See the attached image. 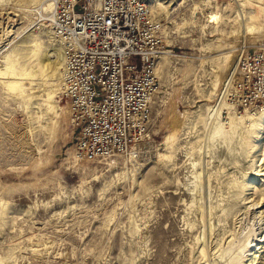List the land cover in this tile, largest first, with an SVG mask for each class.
Here are the masks:
<instances>
[{
	"label": "rangeland",
	"instance_id": "rangeland-1",
	"mask_svg": "<svg viewBox=\"0 0 264 264\" xmlns=\"http://www.w3.org/2000/svg\"><path fill=\"white\" fill-rule=\"evenodd\" d=\"M46 1L0 0V264L250 263L264 241L261 111L220 91L264 39L247 29L263 24L261 0H150L172 55L135 153L115 161L76 158L62 91L56 111L46 100L58 79L32 52L61 45Z\"/></svg>",
	"mask_w": 264,
	"mask_h": 264
},
{
	"label": "built area",
	"instance_id": "built-area-1",
	"mask_svg": "<svg viewBox=\"0 0 264 264\" xmlns=\"http://www.w3.org/2000/svg\"><path fill=\"white\" fill-rule=\"evenodd\" d=\"M65 47L62 96L81 159L115 161L142 138L158 90L160 24L144 0H52L42 16ZM220 95L238 110L264 108V43L246 50Z\"/></svg>",
	"mask_w": 264,
	"mask_h": 264
},
{
	"label": "bare ground",
	"instance_id": "bare-ground-1",
	"mask_svg": "<svg viewBox=\"0 0 264 264\" xmlns=\"http://www.w3.org/2000/svg\"><path fill=\"white\" fill-rule=\"evenodd\" d=\"M144 1L146 2V5L148 7V15H149V18L151 19V17H150V10L152 8L151 1L150 0H144ZM157 1H160V3L164 2V1H161V0H157ZM261 3H262V5L260 4L261 5L260 8L262 9V13H263V18H262L263 19V24H260L258 22L251 21L247 25V29L249 31H252V30L254 31V30H257V29L259 30V29H262V27H264V0H261ZM252 4H253V6L254 5L257 6L256 3H252ZM51 5H52V0L46 1L45 7H41L40 9H42L44 12H47L50 9ZM209 17L210 18L212 17L211 19L216 18V13H210L209 14ZM254 17L256 19V17H258L257 14H255V13L254 14H249V18H252L253 19ZM155 21H158L159 22V24H160L159 27L161 29V32H163L164 27H165L164 22H160L159 20H155ZM52 34L55 36V34L53 32H52ZM57 40L61 43V45H59L57 47H54V48L48 50L46 44H41L40 43L38 45V47L36 46L37 48L34 49L33 52H32L34 54V56H35L34 67H35V69H36L37 72L39 70L41 73H44V72L45 73H48L49 76H52V75H56L57 76L58 81L50 84L49 90H48V93H47V96H46V100L48 101V104L50 105L51 109H53L55 111H56V107H57V104H56V101H55V97H56V94L58 92H61L62 91V86H61V82H62V72H63V68L65 66V47H64L63 43L58 38H57ZM262 42L264 43V39H262L260 41V43H262ZM260 43H258V44H260ZM51 50H53L52 53L49 52ZM170 55H172L171 52L169 50H164V49H162L161 51H159L158 53H156V67H155V72H156L157 65H158L157 63L159 61L158 59L163 58L165 60ZM156 74H157V72H156ZM44 80L47 83H49L47 79H44ZM151 102H152V98H151ZM53 110H51V111H53ZM245 110H247V111H249L251 113H255L258 110L261 111L260 114L257 116V118H258L257 120L258 121H257V124H256L255 127H257V129L259 131H264V108H262V110L261 109H258L256 111H251V110H248V109H245ZM253 123H254V121H253ZM258 139L259 138H257V141H259ZM254 146H255V144H254ZM133 148L130 151V154L131 153H135L134 150H133ZM76 158H80V156L77 154V152H76ZM261 250L264 251V241L262 242L261 245H259L257 247L256 251L253 252L254 255L251 256V258H250L251 262L248 263V264H252L256 260L257 256L259 255V254H257V252L258 251H261ZM254 264H256V263H254Z\"/></svg>",
	"mask_w": 264,
	"mask_h": 264
},
{
	"label": "clouds",
	"instance_id": "clouds-1",
	"mask_svg": "<svg viewBox=\"0 0 264 264\" xmlns=\"http://www.w3.org/2000/svg\"><path fill=\"white\" fill-rule=\"evenodd\" d=\"M214 142L217 146L221 145L222 143L218 138H215V137H214Z\"/></svg>",
	"mask_w": 264,
	"mask_h": 264
}]
</instances>
